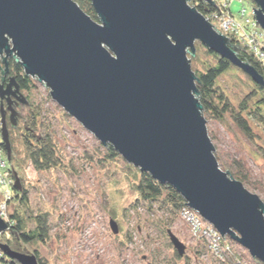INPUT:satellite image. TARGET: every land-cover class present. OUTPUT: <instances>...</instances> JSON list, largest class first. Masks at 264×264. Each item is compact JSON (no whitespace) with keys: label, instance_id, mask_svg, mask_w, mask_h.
Returning a JSON list of instances; mask_svg holds the SVG:
<instances>
[{"label":"water","instance_id":"water-1","mask_svg":"<svg viewBox=\"0 0 264 264\" xmlns=\"http://www.w3.org/2000/svg\"><path fill=\"white\" fill-rule=\"evenodd\" d=\"M91 2L98 20L75 0H0L1 101L13 94L28 104L16 78L6 80L13 58L101 144L174 187L223 238H232L264 264V201L221 169L190 54L196 55L199 42L255 83L264 86V76L239 58L227 35L190 0ZM253 2L255 18L264 28V0ZM9 110L15 125L19 112L11 104ZM6 112L1 104L2 144L11 161ZM15 181L21 191L17 175ZM110 226L120 233L117 220L111 218ZM8 228L0 216V232ZM168 233L174 249L185 256L187 246L172 230ZM0 248L20 264H39L35 254L6 243Z\"/></svg>","mask_w":264,"mask_h":264},{"label":"rangeland","instance_id":"rangeland-1","mask_svg":"<svg viewBox=\"0 0 264 264\" xmlns=\"http://www.w3.org/2000/svg\"><path fill=\"white\" fill-rule=\"evenodd\" d=\"M217 1L221 3L223 0ZM243 6L250 15L253 13V0L232 1L235 13ZM201 49L203 58H210L205 49ZM197 66L202 68L200 64ZM240 70L232 68L219 78L234 105L245 96L251 85L249 75ZM25 95L31 103L42 105L43 118L52 127L59 156L63 160L58 167L38 171L26 158L24 124L21 123V128L11 134L17 157L21 160L20 172L29 191L30 202L28 206L15 204L12 210L18 208L20 213L32 217L48 216L49 238L45 243L33 245L47 264H148L153 252L160 255L159 260L163 264H219L210 253L195 259L194 248L198 239L180 216L170 229L187 246V258H176L168 236L164 237L155 225L156 216L161 218L163 213H152L147 203L138 201L133 187L134 170L128 168L130 163L122 155L108 156V146L104 147L94 134L55 102L44 83L38 81L36 88ZM24 112H29V106ZM225 117L220 121L206 116L218 162L226 166H236V161L240 162L241 168L250 175L247 189L264 199V152L257 143L261 140L252 142L229 114ZM253 126L262 133L261 127L255 123ZM111 218L117 220L119 234L112 232ZM3 233L11 237L10 231ZM129 233L132 234L130 240L127 237ZM233 247L244 264H256V259L246 248L237 242H233ZM146 255L150 258L143 260Z\"/></svg>","mask_w":264,"mask_h":264},{"label":"trees","instance_id":"trees-1","mask_svg":"<svg viewBox=\"0 0 264 264\" xmlns=\"http://www.w3.org/2000/svg\"><path fill=\"white\" fill-rule=\"evenodd\" d=\"M214 1L215 5L208 4L205 0H190V4L201 11L207 18H210L211 15L214 14H218L220 16H233L236 14L233 11V8H225L222 6V2L219 3L217 0ZM75 2L78 3L87 14L91 15L95 20H98L97 13H95L91 0H75ZM229 41L232 46L237 47V54L239 58L244 62H249L264 76V65L261 61H259L258 57L246 48H243L236 38L230 39ZM202 47L205 49V53H207L210 58H203L204 52H202ZM204 47L205 46L202 43L196 45V55L192 56V54H190V58L193 70L199 78L197 83L199 90L198 97L202 107H204L203 114L205 118L206 116H210L211 118L223 121L226 118L225 116L229 114L230 117L233 118L235 125L241 129L246 138L250 139L252 142H257V139L261 140V143H257L259 149H262V152H264V86L255 83L253 79L248 76V79L250 80L249 84H251L249 87L250 89H248L247 93L244 94L245 96L237 102L236 105H234L231 97L219 83V78L224 76V73H227L232 68H237V66H234L226 58H222L216 52H211ZM10 60V74L15 77L16 81L20 84L21 91L28 95L30 91L36 88L38 82L37 79L26 75V72L20 62L13 58ZM198 64L202 66L201 69L197 66ZM238 69L240 70V68ZM26 98L29 102V112L25 114V127L23 135L24 147H26V158L29 159L30 163H32L33 167L38 171L51 170L53 167H58L60 163L63 162L62 157L59 156V146L55 141L51 125H49L46 122L47 120L43 118L42 105H35L30 102L28 96H26ZM253 123H255L258 127H261L262 133L255 130ZM11 136L12 135L10 134V137ZM209 136L211 138L210 133ZM11 146L13 148L10 161L11 170L13 171L15 179L17 175L22 181V189L21 191H17L14 187L15 196L13 202H11L12 204L9 212L10 219L7 223V225H9L8 231H10L11 237L8 238L4 236L3 232L5 231H1L0 244L6 243L11 248L21 253L25 252L28 254H35L38 257L39 264H47L40 256L39 250L37 248L33 249V245L38 242L45 243V241L49 238L50 223H48V216L45 214L44 216L39 215L32 217L26 215L25 213H20L18 208L12 210V206L15 204L18 205V203H24L25 206H28L30 202L29 191H27L25 187L24 180L20 172L21 160L17 157L12 137ZM107 146L104 145V147H107L106 153L108 156L115 158L120 155L115 151L113 146ZM0 148L6 154L2 141H0ZM236 162L237 168L236 166L222 165L220 162L219 165L223 171H229L231 176H233L236 180L243 182L247 188V184L250 181V175L247 171H245V169L241 168L240 162ZM128 168L134 170L132 173L135 177L133 187H135V190L137 191L138 201L147 203V208L152 213L158 211L163 213L164 216L161 218L156 216L155 225L160 228L163 236H168L167 239L170 240L168 232L169 230H172L170 229V226H173L175 221L180 216L181 210L186 206L184 198L174 187L167 184L162 185L147 172H142L140 169H137L130 164L128 165ZM154 205H157V208H155ZM15 235H18L19 238H16L17 236ZM127 237L128 240H130L132 238V234L129 233ZM233 242L236 243V241L232 238L227 237L224 239L222 244L223 246H228L229 251L227 253L226 251H222V253H224V257L219 259L214 257L213 253H211L207 241L205 239L198 238V243L194 248V252H196L195 259L201 258L200 256L202 255L208 256L210 253L215 260H218L219 264H244L242 259L239 258L240 256L235 251ZM170 245L173 246L171 240ZM0 250L2 249L0 248ZM174 251L176 258H187V253L185 256H180L178 251L175 249ZM151 257V261L148 262V264H163L159 260L160 255L158 253L153 252ZM148 258L150 257L146 255L143 257V260H148ZM1 260V262L9 264H20L17 260L8 257L5 252L1 257ZM256 264L263 263L256 259Z\"/></svg>","mask_w":264,"mask_h":264},{"label":"built area","instance_id":"built-area-1","mask_svg":"<svg viewBox=\"0 0 264 264\" xmlns=\"http://www.w3.org/2000/svg\"><path fill=\"white\" fill-rule=\"evenodd\" d=\"M232 1L223 0L222 6L232 8ZM240 1L244 2L245 0ZM207 19L213 23L217 31L219 30L218 32L227 35L229 40L236 38L243 48L257 56L264 65V49L262 48L264 46V28L259 25L255 18L254 9L251 15L248 13V9L243 6L233 16L214 14ZM1 118L2 116H0V129ZM4 155L3 150L0 148V216L8 223L11 202H13L15 196L14 185L16 179L11 170L10 161ZM180 217L188 224L195 238H202L207 241L214 257L221 259L224 257L222 251H226V253L229 251V247L222 244L224 238L221 233L209 221L207 222L201 217L198 211L186 204L180 212ZM2 255H4V252L0 250V264H9L1 262Z\"/></svg>","mask_w":264,"mask_h":264},{"label":"flooded vegetation","instance_id":"flooded-vegetation-1","mask_svg":"<svg viewBox=\"0 0 264 264\" xmlns=\"http://www.w3.org/2000/svg\"><path fill=\"white\" fill-rule=\"evenodd\" d=\"M11 59V58H10ZM9 59V61H11ZM12 77V75L9 73L7 74L6 76V80H8V78ZM2 78V72H0V80ZM22 92V91H21ZM23 93V92H22ZM25 94V93H24ZM26 96V95H25ZM9 102V103H8ZM29 103V102H28ZM3 104L4 105V108L7 110V112L5 113L7 115V124L9 126V132L10 134H12L14 131L18 130L19 128H21V123H23L25 125V108L28 107L29 104H23L22 102H20L17 98L16 95H10V98L9 99H5L3 102L1 101L0 99V105ZM10 104L15 108L16 112L18 114V116L16 117V123L15 125H13L11 123V120H10V110H9V106ZM1 107V106H0ZM0 116H1V113H0ZM2 119V118H1ZM1 133V132H0ZM8 231V230H7ZM17 236L16 238H19L18 235H15Z\"/></svg>","mask_w":264,"mask_h":264}]
</instances>
